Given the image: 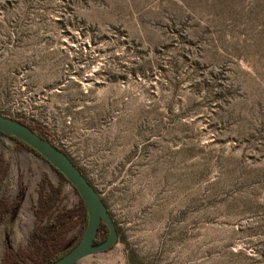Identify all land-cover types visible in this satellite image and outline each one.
Segmentation results:
<instances>
[{
    "label": "rangeland",
    "instance_id": "374dc122",
    "mask_svg": "<svg viewBox=\"0 0 264 264\" xmlns=\"http://www.w3.org/2000/svg\"><path fill=\"white\" fill-rule=\"evenodd\" d=\"M0 112L45 126L111 210L119 241L74 264H264V0H0ZM0 153L1 264L62 176L2 132Z\"/></svg>",
    "mask_w": 264,
    "mask_h": 264
},
{
    "label": "trees",
    "instance_id": "16d2710c",
    "mask_svg": "<svg viewBox=\"0 0 264 264\" xmlns=\"http://www.w3.org/2000/svg\"><path fill=\"white\" fill-rule=\"evenodd\" d=\"M20 120L52 140L51 133L45 126L32 123L26 119ZM12 137L17 140L19 146L26 147L39 154L25 141ZM61 148L71 156L69 151L63 147ZM8 170L9 161L3 153H0V182ZM60 174L62 180L57 184L52 182L48 176H43L35 205L32 241L28 246L7 247L3 253L1 264H49L73 248L82 238L88 224L85 201L80 196L79 201L74 206L68 207L62 203L64 199L63 181H68V179L62 172ZM14 206L15 201L10 200L8 195L0 197V225ZM72 230L74 231L71 233ZM109 232L108 224L102 220L98 228L96 241L106 238Z\"/></svg>",
    "mask_w": 264,
    "mask_h": 264
},
{
    "label": "water",
    "instance_id": "95a60500",
    "mask_svg": "<svg viewBox=\"0 0 264 264\" xmlns=\"http://www.w3.org/2000/svg\"><path fill=\"white\" fill-rule=\"evenodd\" d=\"M0 132L21 139L34 148L67 177L85 201L88 224L82 238L73 248L49 264H74L85 255L106 250L119 241V229L108 204L83 169L65 150L26 122L2 112H0ZM102 220L108 224L110 232L103 240L96 241Z\"/></svg>",
    "mask_w": 264,
    "mask_h": 264
}]
</instances>
